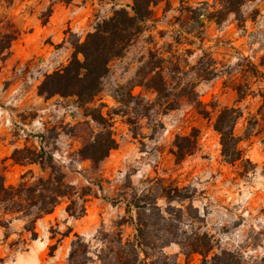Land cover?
Returning a JSON list of instances; mask_svg holds the SVG:
<instances>
[{"label":"rangeland","instance_id":"1","mask_svg":"<svg viewBox=\"0 0 264 264\" xmlns=\"http://www.w3.org/2000/svg\"><path fill=\"white\" fill-rule=\"evenodd\" d=\"M224 1L157 0L150 19L142 23L123 54L109 61L101 90L82 105L74 96L39 95L37 86L44 74L69 61L71 43L83 40L92 30L88 25L93 27L115 8L129 9L131 0H0V173L4 182L15 185L27 171L32 173L27 175L28 182L48 175L47 167L28 161L23 150L28 148L49 155L68 182L78 191L89 192L81 217L68 216V201L62 198L51 214L38 219L36 239L24 230V220L0 215V222L8 220L0 223V264H64L74 233L92 250L109 253L116 247L117 234L134 238L130 217L153 201L161 209L167 207L164 215L169 221L152 225L155 215L144 210L146 237L206 233L213 239V251H234L241 264H264L261 101L248 95L236 103L234 90L236 84H243L246 93L264 90V0L228 1L226 5L236 14L227 13L219 24L201 16L203 26L190 21L189 8L204 9L203 2H215L220 9ZM59 11L68 13L64 25L57 30L53 23L49 28L48 22ZM79 18H84L81 23ZM20 42L31 54L14 55ZM209 71L214 76L204 79ZM154 72L165 81L166 99H157L151 87ZM232 105L242 109L234 129L241 138L242 158L233 164L223 160L213 129L218 110ZM99 112L102 124L94 120ZM102 128L111 131L117 145L94 163L78 151ZM193 128L198 133L197 149L176 162L173 140ZM14 150H19L14 155L17 161L11 157ZM159 178L163 186L179 187L184 199L168 203L160 196ZM77 204L76 208L80 200ZM68 230V236L62 237ZM53 244L57 246L49 256ZM162 252L184 261L175 242ZM189 259L198 263L200 255Z\"/></svg>","mask_w":264,"mask_h":264},{"label":"trees","instance_id":"2","mask_svg":"<svg viewBox=\"0 0 264 264\" xmlns=\"http://www.w3.org/2000/svg\"><path fill=\"white\" fill-rule=\"evenodd\" d=\"M228 1L230 0L222 2L220 9L215 8V2L212 4L203 2L204 9L189 8L190 21L198 23L199 26H203L202 19L214 21L216 24L221 23L227 13L236 14V10H232L226 5ZM156 3L157 0H131L129 9L115 8L109 16L97 20L92 30L85 34L82 41L71 43L73 51L69 61L64 66L44 74L37 86V93L45 97L74 96L76 101L82 105L91 101L101 90L102 79L108 72L109 61L123 54L132 38L141 31L142 23L150 19L152 7ZM9 42L10 40H7V45L3 48H6ZM262 62L263 60H260V64ZM255 71L258 72L257 69ZM213 76L212 71H209L204 79H211ZM149 79L153 80L151 87L155 90L157 99H166L168 94L163 92L165 81L162 75L159 72H154V75ZM242 86L243 84H236L234 87L235 102L242 101L248 95L259 97L261 104L258 112L264 120V90H258L257 93H246ZM241 116L242 109L232 105L220 108L214 119L213 129L219 136L220 154L227 163L233 164L242 158V149L239 146L241 138L234 132L236 122ZM94 120L102 124L104 117L99 112L94 116ZM116 145L111 131L102 128L91 141L82 145L78 153L83 158L98 163L107 157L109 152L116 148ZM197 145L198 133L194 128L188 134L176 135L171 149L174 160L179 162L191 155L197 149ZM23 150H25L30 163L37 162L42 169L47 167L49 173L46 177H37L32 182H28L27 175L32 177V173L27 171L20 176L15 185H6L3 175L0 173V215H9L12 218L24 220V230L30 233L31 239H36L35 222L38 219L50 214L62 198L68 201L65 207L67 215L75 218L81 217L85 212V196L89 195V192L84 188L78 191L72 183L68 182L65 173L51 162L49 155L44 156L41 150L40 152L28 148H23ZM18 152L19 150H14L12 153L11 157L14 161H17L14 155ZM157 181L162 185V178ZM160 187V196L164 197L168 203L184 199L179 187L171 185ZM156 199L157 196H155ZM78 200L81 204L76 208ZM130 205L140 208L136 203ZM127 207L128 210L129 205ZM144 210L152 211V214L155 215V222H152V225L164 224L169 221L164 215L167 212V207L161 209L156 201H153L148 207L142 206V210L136 211L135 218L130 217L136 231L134 238L122 239L121 235L117 234L115 249H109V253L104 254L92 250L90 244L81 235L74 233L64 264H241L234 251L226 249L213 251L215 248L213 239L206 233L146 237L143 232L147 226ZM6 222L8 220L5 219L0 223L5 225ZM69 232L70 230L61 233V236L67 237ZM172 242L180 246L184 255L183 262L177 260L175 256L162 252L163 247ZM56 246L57 244L49 246V256L53 255ZM193 254L200 255L198 263L189 259Z\"/></svg>","mask_w":264,"mask_h":264},{"label":"crops","instance_id":"3","mask_svg":"<svg viewBox=\"0 0 264 264\" xmlns=\"http://www.w3.org/2000/svg\"><path fill=\"white\" fill-rule=\"evenodd\" d=\"M53 15H54V17L52 16L50 22H48L49 28H51V26H52L53 23H55V25H54L55 28L57 30H59V27H62L64 25L65 20L68 18V13L59 11V12H54ZM84 18L87 19L88 17L86 16ZM84 18H82V20H81V18H79V20H80L79 23H81ZM75 21H77V20H75ZM88 27L89 28H92V25H88ZM19 45H20V50L19 51H15V53H14V55L17 58H22V57H25V56L31 54V51L28 48V46H26V44H22L20 42ZM30 167H32V169H35L36 168V165H32V166L30 165Z\"/></svg>","mask_w":264,"mask_h":264},{"label":"built area","instance_id":"4","mask_svg":"<svg viewBox=\"0 0 264 264\" xmlns=\"http://www.w3.org/2000/svg\"><path fill=\"white\" fill-rule=\"evenodd\" d=\"M40 139H41V138H40ZM40 139H39V140H40ZM40 144H41V141H40ZM38 148H40V146H38Z\"/></svg>","mask_w":264,"mask_h":264}]
</instances>
